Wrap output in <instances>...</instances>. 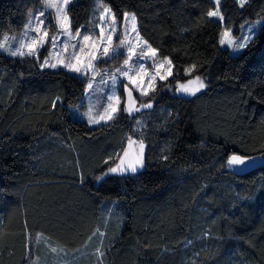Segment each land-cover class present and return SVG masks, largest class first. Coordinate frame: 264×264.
<instances>
[{
	"label": "trees",
	"instance_id": "obj_1",
	"mask_svg": "<svg viewBox=\"0 0 264 264\" xmlns=\"http://www.w3.org/2000/svg\"><path fill=\"white\" fill-rule=\"evenodd\" d=\"M102 1L119 20L136 15L172 76L136 94L151 108L129 115L122 104L92 127L71 116L87 77L0 52V264L44 263L53 250L41 238L74 248L99 225L103 255L87 252L83 264H264V165L228 170L232 154L264 156V23L240 53L221 45L225 27L239 34L264 17V0H221L223 21L207 15L214 0ZM40 3L0 0V37ZM95 9L75 0L72 26ZM195 76L207 87L179 95ZM133 139L146 142L144 168L109 172Z\"/></svg>",
	"mask_w": 264,
	"mask_h": 264
},
{
	"label": "rangeland",
	"instance_id": "obj_2",
	"mask_svg": "<svg viewBox=\"0 0 264 264\" xmlns=\"http://www.w3.org/2000/svg\"><path fill=\"white\" fill-rule=\"evenodd\" d=\"M75 0H70L68 5L66 6V14L68 18V24L70 26V30L72 34L74 35L76 31L79 29L81 32V36L83 35H89L92 37V40L85 43V53L81 54V57L83 58L85 54L88 52V44L95 43L97 45H100V37H99V30L103 29L104 31V38H106L109 34L112 35V46L115 47L119 44L121 39L126 40V44L121 51H126V48L128 44H131L135 51L137 53L143 51L146 53L143 60L141 61V64L143 65L142 69L140 70V74L136 75L135 72H130L129 75L133 77L134 80H136V84H133L131 81L128 80L127 77H120L119 74L118 80L119 83L115 85V88L113 90L111 81L108 79V77L114 72L115 68L120 67L125 59H127V56L125 55H119L115 59H108V60H96L93 61L96 69L102 74L97 75L96 80L93 85L92 90H87L84 93L83 96V102L75 106L71 109V116L74 119L84 120L88 122V124L92 127H96L102 124H107L110 121L100 120V123H89V119L95 118L100 119L101 116L107 115L105 112V109H111L109 108V105H111L112 108H117L118 112L122 107V104L124 103V98L122 97L120 90L122 88L129 89L132 91L133 99L130 100V103L128 106H132L133 103L136 107H139L141 104L146 102H141L138 100V97L136 94H139L137 91V84L140 85V88H147L148 87V81L151 76H155V79L152 80V85L154 88L156 87L158 81H164L168 79L170 76H172L173 73V64L169 57H161L158 55V51L156 48H154L139 32L136 15L133 12H128L123 20H119L112 8L104 3L102 0H95L96 2V11L89 23H85L77 28H74L71 24L70 15L68 8L71 3H73ZM221 0H219L220 3ZM247 1V0H246ZM240 3V2H239ZM246 3V2H245ZM244 3V4H245ZM243 4V5H244ZM109 8L110 13L105 14L103 13V8ZM219 11L221 16L220 17H213L216 19H219L221 21L224 20V16L221 12V9L218 5L217 7L211 11ZM44 12V16H40V12ZM135 16V24L133 30V23L131 21V15ZM55 16V9H48L46 5L44 4L43 0H41V3L36 6L35 8L29 10L27 14V19L25 21V24L23 28L16 32H5L0 37V45H4L3 48H0V52L6 53L7 55H10V50L14 51L16 50L21 42L29 43L34 37L42 36L43 31L48 32V43H44L43 47H39L37 49L39 59H36L38 62V65H40L44 59H49L50 63H58L60 60H64L65 62H70V53L72 51L71 44L77 43V41H70L69 42V52L65 53L61 50L59 44L63 42L64 36L58 31V25L57 21L53 19ZM36 17H39L40 20H43V24H39ZM115 18V33H109V28L112 26V18ZM222 17V18H221ZM264 23V17L258 18L254 21H245L241 24V31L239 34H235L231 28L225 27L222 32L221 40L223 39L225 42L221 45L223 47H228L232 53L238 54L241 51L244 50V48L248 45V43L252 40V38L256 35L259 28ZM40 27L41 33H34L33 29ZM227 32L228 35L225 36L224 33ZM137 33L139 34L137 36ZM58 36V45L55 49L51 46V37ZM147 42L148 45H151V49L156 50V54L153 56L151 53V50L148 48H145L143 46V42ZM228 41H231L229 43ZM243 44V47H237L238 45ZM23 51H27V48L22 49ZM102 50V45H100L99 49H93V51H99ZM28 56V55H26ZM12 57H21V56H12ZM136 58L133 57V63H135ZM168 61L171 63L169 64ZM139 67V65H137ZM41 69H65L62 66H58L57 68H50L45 67ZM67 70V69H65ZM69 71V70H67ZM71 72V71H69ZM169 72L171 74H169ZM73 73V72H71ZM77 74V73H74ZM79 75V74H77ZM80 76V75H79ZM161 76L166 77L165 79H160ZM199 77V80L196 78ZM108 81V83H102L101 80ZM88 81V78H87ZM192 81V83H189ZM202 81L205 85V87L200 88L199 91L205 89L208 85L206 79L202 76H195L190 78L189 80L185 82L179 83L178 87L180 85H190L193 88H198L199 83ZM89 82V81H88ZM196 91V92H199ZM149 92L151 90L149 89ZM195 92V93H196ZM109 97H111V100H109ZM152 104V103H151ZM124 107V105H123ZM126 107V106H125ZM117 112V113H118ZM116 113V114H117ZM136 113V112H133ZM115 114V116H116ZM115 118V117H114ZM130 140H128L125 143L123 152L121 156H124L125 152H134V154L137 156L140 155L141 152V144L143 145V167L139 168L143 169L145 166V154L147 150L146 142L140 139H133L131 140L133 143H129ZM115 168V167H114Z\"/></svg>",
	"mask_w": 264,
	"mask_h": 264
},
{
	"label": "snow or ice",
	"instance_id": "obj_3",
	"mask_svg": "<svg viewBox=\"0 0 264 264\" xmlns=\"http://www.w3.org/2000/svg\"><path fill=\"white\" fill-rule=\"evenodd\" d=\"M44 4L48 9H55V16L53 19L57 21L58 25V31L64 36V40L62 43L59 44L61 50L65 53L69 52V42L70 41H77V43L71 44V53H70V62H65L64 60L58 61V63H50L49 59H44V61L39 65L40 68L50 67V68H57L58 66H62L63 68L79 74L81 77H87L88 78V84H87V90H92L94 82L96 80L97 75H102L95 67L93 61L96 60H108V59H115L119 55H125L127 56V59H125L120 67L115 68L114 72L108 77V79L111 81L113 90L115 88V85L119 83L118 76L120 77H127L129 81H131L133 84H136V80L133 79L132 76L129 75L130 72H135L136 75L140 74V70L142 69L143 65L141 64V61L143 60L144 56L146 55L145 52L141 51L137 53L133 46L131 44H128L126 51H121V49L124 48L126 44V40L121 39L119 44L115 47L112 46V35L109 34L106 38H104V31L103 29L99 30V37H100V45H102V50L93 51V49H99L100 45H97L95 43L88 44V52L85 54V56L82 58L81 54L85 53V43L92 40V37L89 35H83L81 36V32L78 29L76 33L73 35L70 26L68 24V18L66 14V6L70 2V0H43ZM240 5L243 6V4L246 2V0H239ZM214 4L217 6L219 5V0H214ZM103 13L109 14L110 9L105 7L103 8ZM40 16H44V12H40ZM209 17H220V12L217 11H210L207 13ZM222 18V17H221ZM39 24H43V20H40L39 17H36ZM131 21L133 23V30L134 24H135V16L134 14L131 15ZM34 33H41L40 27H37L33 29ZM115 18H112V26L109 28V33H115ZM139 34L137 33V36ZM225 36L228 35L227 32L224 33ZM58 36L51 37V46L53 49H55L58 45ZM48 32L45 30L42 33V36L34 37L29 43L21 42L20 46L12 51L10 50L11 56H32L36 59H39L38 51L37 49L39 47H43L44 43H48ZM225 41L222 39L221 43L223 44ZM231 43V41H228ZM143 46L145 48H148L151 50L152 55L154 56L156 54L155 49H151V45H148L147 42H143ZM243 44L238 45L237 47H243ZM4 45H0V48H3ZM27 48V51H23L22 49ZM133 57L136 58L135 63H133ZM170 64L171 62L168 61ZM139 65V67H137ZM169 74H171L169 72ZM166 77L161 76L160 79H165ZM155 79V76H151L148 81V87L147 88H140V85L137 84V91L139 95L141 96H148L150 94L149 89L151 91H155L154 86L152 85V80ZM199 80V77L196 78ZM102 83H108V81L101 80ZM189 83H192L190 81ZM205 87L204 83L200 81L198 88H189L185 85L179 86V91L187 92L190 94H195L196 91H199L200 88ZM127 96L131 100L132 99V91L127 90ZM109 100H111V97H109ZM152 104L149 103H143L139 107H136L133 103L132 106H127L124 108V111L127 112L129 115H131L133 112H139L143 108H151ZM109 109H105V112L107 115L101 116L100 119L91 118L89 119V123H100V120L110 121L114 119L115 114L118 112L117 108H112L111 105H109ZM129 143H133L131 140ZM141 152L140 155L127 160V162L124 160V158H121V165H118L115 168H110L109 172H131L135 173L138 171L139 168L143 167V145L140 146ZM125 157H127L129 154L128 152H125ZM254 158L249 157H242L238 155H233L229 158L228 164L231 165H238V166H247V164ZM53 251H56V249H53ZM100 255H103L100 253Z\"/></svg>",
	"mask_w": 264,
	"mask_h": 264
},
{
	"label": "crops",
	"instance_id": "obj_4",
	"mask_svg": "<svg viewBox=\"0 0 264 264\" xmlns=\"http://www.w3.org/2000/svg\"><path fill=\"white\" fill-rule=\"evenodd\" d=\"M112 203L107 202L106 203V215L104 217L105 225H108L109 223V217H110V207ZM105 229L99 225L97 228H95L89 237H87L86 242L82 245H78L74 248L65 247L59 243H56L52 241L49 238L43 237L42 239L48 245V248L50 249H56V251H53L52 255L48 257L47 261L40 264H83L84 258L87 255V252L96 253L100 256V251L96 249V247L99 246L101 242V238ZM96 244V245H95ZM93 247V248H92ZM92 249V250H91Z\"/></svg>",
	"mask_w": 264,
	"mask_h": 264
},
{
	"label": "water",
	"instance_id": "obj_5",
	"mask_svg": "<svg viewBox=\"0 0 264 264\" xmlns=\"http://www.w3.org/2000/svg\"><path fill=\"white\" fill-rule=\"evenodd\" d=\"M186 87H189V88H193L192 86H190V85H187ZM179 89V87L177 88V93L179 94V95H192V94H190V93H187V92H182V91H179L178 90ZM129 90V89H128ZM132 95H134L133 93H132ZM129 99V98H128ZM127 99V100H128ZM130 100V99H129ZM129 103H130V101H129ZM129 105V104H128ZM127 105V106H128ZM128 156L127 157H125V155L122 157V158H124V160L127 162V160H129V159H132V158H135L136 157V155L134 154V152H128ZM233 155H237V154H232L231 156H233ZM230 156V157H231ZM239 156V155H238ZM229 157V158H230ZM242 157H249V158H254V159H252L248 164H247V166H238V165H229L228 164V170H230L231 172H233V173H235V174H237V175H243V174H246V173H248V172H250V171H252V170H254V169H256V168H259V167H261V166H263L264 165V156H262V155H254V156H242ZM118 165H121V161L119 162V164ZM121 173V172H120ZM123 173H131V172H123Z\"/></svg>",
	"mask_w": 264,
	"mask_h": 264
},
{
	"label": "flooded vegetation",
	"instance_id": "obj_6",
	"mask_svg": "<svg viewBox=\"0 0 264 264\" xmlns=\"http://www.w3.org/2000/svg\"><path fill=\"white\" fill-rule=\"evenodd\" d=\"M127 90H128V89L125 90V96H126V97H125V99H124V103H123L124 107H125L126 105H128V104H129V101H130V100L128 99V96H127ZM127 99H128V100H127ZM132 99H133V95H132Z\"/></svg>",
	"mask_w": 264,
	"mask_h": 264
}]
</instances>
